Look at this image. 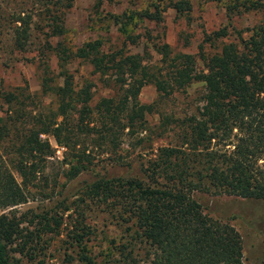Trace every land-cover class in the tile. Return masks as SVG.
I'll use <instances>...</instances> for the list:
<instances>
[{
  "label": "trees",
  "instance_id": "16d2710c",
  "mask_svg": "<svg viewBox=\"0 0 264 264\" xmlns=\"http://www.w3.org/2000/svg\"><path fill=\"white\" fill-rule=\"evenodd\" d=\"M199 1L222 4L227 19L240 10H258L264 2ZM72 3L43 0L36 9L0 12V50L36 54L32 60L39 94L52 105L34 104L26 85L0 91V107H6L0 116V145L5 150L0 152V211H6L0 214V264H45L52 238L71 219L70 213L65 215L71 206L77 217L62 242V264H243L239 234L207 216L196 195L264 202V21L247 29L245 36L236 31V41L222 42L230 38L226 27L206 36L209 44L221 42L211 55L198 53L197 60L189 54L171 55L167 44L152 41L144 24H159L165 9L185 16L192 0H164L150 10L107 15L105 37L71 49L62 37L65 11ZM4 23L8 27L2 34ZM110 37L121 38L120 45L105 47ZM139 38L160 56L157 62L165 64L163 69L146 61L148 48L143 55L129 51L140 45ZM75 60L101 79L106 96L93 101L92 84L74 82L69 66ZM191 84L202 85L195 109L183 119L164 118L155 131L148 129L153 140L139 137L153 110L152 104L139 102L141 89L151 85L165 99ZM167 134L168 144L150 147ZM53 146L62 149L59 159ZM146 148L148 155L141 157L137 152ZM134 154L143 158L137 176H93L73 203L56 200L39 214L17 211L28 201L31 188L53 199L44 191L50 160L61 167L64 188L80 176H91L102 160L129 166ZM57 176L51 178L54 184ZM89 205L119 234L106 238L97 253L87 247L95 232L84 223L80 209Z\"/></svg>",
  "mask_w": 264,
  "mask_h": 264
},
{
  "label": "rangeland",
  "instance_id": "374dc122",
  "mask_svg": "<svg viewBox=\"0 0 264 264\" xmlns=\"http://www.w3.org/2000/svg\"><path fill=\"white\" fill-rule=\"evenodd\" d=\"M41 1L43 0H0V12L7 13L14 9H26L27 7L36 9L40 7ZM163 2L164 0H73L72 6L65 11L63 20L65 33L62 37V42L67 47L75 49L88 40L106 36L107 23L104 19H106L107 15L121 14L124 11L150 10L152 4L162 6ZM262 21H264V2L263 6L258 10H240L237 15L227 19L222 4L202 3L199 0H192V8L187 15L177 17L173 11L165 9L162 21L159 24L147 23L144 24V28L151 35L153 42L160 39V42L167 44L171 55L189 54L197 60L198 53L211 55L220 48V41H214L213 44H209L204 41L206 36H210L220 28L226 27L228 33H230V38L228 40L223 39L222 42L236 41V38H234L236 37V31L243 32L242 35L245 36L247 29L256 26ZM4 24L2 34L8 27L6 23ZM110 31L111 34H114L113 28ZM142 32L143 30L137 31L138 34ZM0 39L3 40V38ZM120 43L121 38L110 37L105 47L120 45ZM139 43L138 47L130 48L129 51L143 55L144 47L145 49L148 48L150 54L148 55L149 57L145 56L146 61L150 62L151 65L161 66L163 69L165 64L162 65L157 62L160 61V56L153 52L152 48L150 49L147 44L142 46L141 38H139ZM31 48L35 49L33 46ZM35 55L34 52H30L19 56L10 54L8 49L0 50V91L7 92L26 85L34 104L39 101L47 107H52L49 98L39 94L36 60H32ZM51 64H54V60L51 61ZM196 67H201L199 62H197ZM69 71L77 85H81L84 81L92 84L93 101H97L98 98L108 94V90L102 85L101 79L97 75L92 74L91 69L84 63L78 60L73 61L69 66ZM167 71V69L163 70L162 74ZM201 91V84H191L182 92L174 94L171 98L160 99L151 85L143 87L139 93L138 100L142 104H152L153 110L151 115L146 116V130L139 137H150L152 139L154 136L148 134V129L155 131L164 118L176 120L188 116L195 109L197 97ZM4 110H6L5 106L0 107V116H2ZM169 125V128L172 127L171 124ZM164 137L167 138L156 139L150 147L154 149L157 145L168 144L167 141L170 134ZM49 142L53 145L52 139H49ZM127 142L131 143L130 139ZM128 143L123 144V149H127L128 146L126 144ZM54 148L56 149V147ZM4 151L3 145H0V152ZM147 151L149 150L146 148L144 152L137 153L144 157V155H148L149 152L147 153ZM60 153L61 151L58 153L55 151L54 156L59 159ZM136 156L138 155L134 154L128 159L129 166L118 163L106 164L102 160L103 162L100 161L94 167L93 172H90L91 176H80L67 182L64 188H60V184L64 183V179L60 174L61 167L55 161L50 160L51 162L46 164L44 170V175L48 177L47 186H42L48 195L52 193L53 199H44L36 193L39 190L38 188H31L28 201L17 207V211L32 210L34 213L39 214L51 209L56 200L66 199L68 204L73 203V201L80 198L84 183L91 182L96 176H137L140 173L139 169L143 158ZM55 174H58L56 184L51 179ZM39 185H41L40 182ZM196 198L207 216L214 220L226 222L239 234L242 241L243 264H264V202L206 194H198ZM80 209L85 214L84 223L88 225V229L95 232L92 241L87 244L91 251L97 253L103 249L106 238L118 237L119 234L116 228L110 224L106 216L100 213L97 208L89 205L85 209L84 206H81ZM4 212L0 211V214ZM68 213H70L71 219H67V222L61 226L59 235L52 238L49 256H47L45 264H62V242L66 240L65 233L67 229H71V222L77 217V214L72 212V206L71 210L65 215ZM67 253H71V249Z\"/></svg>",
  "mask_w": 264,
  "mask_h": 264
},
{
  "label": "built area",
  "instance_id": "2783aa9c",
  "mask_svg": "<svg viewBox=\"0 0 264 264\" xmlns=\"http://www.w3.org/2000/svg\"><path fill=\"white\" fill-rule=\"evenodd\" d=\"M62 149L61 148H57L56 147V152L58 153L59 151H61Z\"/></svg>",
  "mask_w": 264,
  "mask_h": 264
}]
</instances>
